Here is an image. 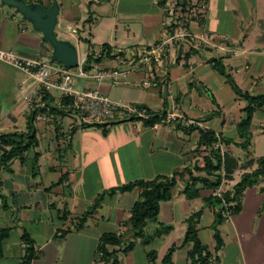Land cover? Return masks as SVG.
Instances as JSON below:
<instances>
[{"label":"crops","instance_id":"1","mask_svg":"<svg viewBox=\"0 0 264 264\" xmlns=\"http://www.w3.org/2000/svg\"><path fill=\"white\" fill-rule=\"evenodd\" d=\"M26 1H37L45 7L52 2ZM58 2V20L64 14L74 24L67 27L70 38H63L76 47L81 40L87 43L84 54L78 55V64L92 73L116 69L113 52L129 51L164 36V8L156 0H106L111 7L99 19L92 7H104L102 0ZM207 2L206 18L192 21V31L205 30L216 42L224 41L237 49V54L220 52L219 61L243 91L264 94V0ZM104 45L106 50L110 48L111 56L104 53ZM0 49L48 62L52 52L39 31L2 3ZM210 50L203 53L182 45L175 51L176 64L171 63L170 56L164 58L148 85L141 72L121 76L116 84L110 76L100 81L76 78L75 82L78 87H97L115 100L146 105L156 112L164 111L171 98L184 116L195 122L192 126L179 120L161 123L141 119L119 120L106 126L81 124L79 115L67 108L57 89L46 90L45 102L51 109L42 110L31 76L0 59V134L27 132L31 123L36 137L22 161L15 157L0 168V228L9 229L0 264H20L23 232L28 233L36 249L31 264H107L95 259L99 237L106 232L123 237L122 246L116 248L119 264H162L167 249L174 244L173 264H188L191 243L180 244L187 217L200 209L197 237L215 251L216 207L204 202L214 194V187L204 181L190 186L191 176L215 180L202 168L207 151L199 143L200 131L219 136L224 152L239 162L228 179L232 190L243 174L258 167L256 159L264 157L257 146L258 138L264 136V105L253 114L249 144H245L238 123L246 117L248 101L235 92L225 74L210 64ZM88 53L93 55L91 61L87 60ZM50 63L62 64L58 59ZM163 80H167L169 92L163 90ZM183 170L190 174L185 172L177 179L171 196L160 201L157 219L145 226L146 236L159 226H170V231L149 244L135 239L130 215L141 189H111ZM263 187L264 176L245 187L241 210L217 225L223 244L215 251L216 264H264ZM130 240H135V245L124 253L122 249ZM149 251L156 253L154 261L149 260Z\"/></svg>","mask_w":264,"mask_h":264},{"label":"built area","instance_id":"2","mask_svg":"<svg viewBox=\"0 0 264 264\" xmlns=\"http://www.w3.org/2000/svg\"><path fill=\"white\" fill-rule=\"evenodd\" d=\"M156 1L161 2L164 8L165 17L162 27L164 36L153 43L138 45L129 51L117 50L113 52L112 55L118 63V67L112 71L100 69L92 73L79 64L75 67L67 68L63 64L53 65L48 61L19 56L13 52L1 49L0 59L31 76L36 83V95L39 96L42 89L53 88L59 90L62 95L70 97L71 100L65 105L72 112L79 115L81 124L106 123L126 119H157L161 123H173L179 120L185 125H193L195 122L184 116L171 98L167 99L168 102L164 111L156 112L146 105L115 100L109 95L102 93L97 87H90L89 85L78 87L75 85L76 78H93L96 81H100L105 76H110L113 79V84H116L121 76L136 72L143 73V81L148 85L155 78L154 72L164 58L170 56L171 63L176 64L177 53L175 51H178V48L182 45L197 48L203 53L207 52L208 49H212L207 57L211 65H214L219 59L220 52L225 51L237 54V49L229 47L224 41L216 42L214 37L207 31L203 30L199 33L192 31V21H202L207 16V0ZM106 51L104 49V53ZM161 85L165 92H169L167 80H163ZM46 105L45 101L40 102L41 108ZM217 138L212 148L218 149L223 156V141L219 136ZM205 149L207 154L211 147H205ZM228 190H231L228 187V178L224 169H222L214 194L222 199L223 205L226 207L222 213L226 218L231 215L227 209L229 204L223 197ZM216 263L217 253L212 251L209 264Z\"/></svg>","mask_w":264,"mask_h":264},{"label":"trees","instance_id":"3","mask_svg":"<svg viewBox=\"0 0 264 264\" xmlns=\"http://www.w3.org/2000/svg\"><path fill=\"white\" fill-rule=\"evenodd\" d=\"M104 49L106 46H103ZM106 56H111L110 48L107 47ZM93 59V55H87V60L91 61ZM100 57L95 58V60H99ZM214 67L219 70L221 73L227 76V79L232 84L235 92L245 97L248 101L247 106L245 107L246 117L243 118L238 123V131L239 134L244 137L245 144H249V138L251 135L250 132V124L252 121L253 114L257 108H260L264 105V94L259 95H251L247 91H243L234 81L232 76L226 71L225 66L221 63L219 59L214 63ZM46 89H42L40 91V101H46L48 94L44 95ZM62 100L64 103L69 102L71 99L68 96L62 95ZM48 107V109H46ZM42 110H50L48 104L45 107L41 108ZM154 122L157 119H150ZM110 122L101 123H88L87 125H102L106 126ZM86 125V124H84ZM192 126V125H189ZM104 131H106L104 127ZM217 135L215 133L208 130L200 131V145H204L205 147H211L210 151L203 156L202 160V168L206 171L207 174H212L215 176V180L210 182L208 179L204 177H194L191 176L190 186L194 187L196 182L204 181L209 183L214 189L217 187L220 177L221 171L224 169L225 175L228 179L232 178V174L235 169L239 167V162L229 153L224 152L223 156L220 154L218 149L212 148L213 143L217 140ZM222 140V139H221ZM36 142L35 133L33 131L32 124L29 123L27 132L18 133V132H10L5 134H0V168L2 166H6L7 162L15 157H19L22 161L24 159V153L27 151L29 147L34 145ZM258 167L249 173L243 174L241 180L234 185L232 190H228L224 195L225 201L229 204L227 205L228 212L230 214L238 213L241 210V199L243 190L245 187L256 182V178L264 176V157L260 156L256 159ZM252 162V161H250ZM249 162V164H250ZM185 172L190 174L189 171H176L171 176L166 175H158L152 179H138L126 184H123L118 187H113L111 191H115L116 189L126 191L131 190L134 187H140V198L136 200L131 208L130 215V223H131V231L133 232V237L141 238L144 244H149L154 238L160 237L163 234H166L170 231V226H159L155 229V231L146 236L145 235V226L149 221L157 219L160 209V201L166 200L171 196L172 187L176 184L177 179L181 178ZM264 190V187H263ZM197 192V191H195ZM206 205H213L216 207L215 210V221H214V238H215V251H218L222 244L223 240L217 230V225L226 219V216L222 213L225 210V206L223 205L222 199L217 195L213 194L205 198L204 200ZM202 213V209L192 213L187 217L186 223V231L183 237V240L180 245H186L191 243V248L188 250V264H209V258L211 256V250L208 249V246L202 244L197 237V229L196 225L198 219L200 218ZM9 236L8 228H0V257L4 255V242L7 240ZM21 241L24 243V253L21 257L20 264H31L32 260L36 256V249L33 245V241L27 232H23L21 235ZM123 244V237L120 234H116L113 232H106L100 235L99 241L96 248V256L95 259L98 261H102L107 264H119V255L118 250L120 246ZM135 245V240H130L128 244L122 249L124 253L131 250ZM177 245H171L163 259L162 264H173L172 262V253L175 250ZM117 248V249H116ZM148 258L151 261L156 259V253L154 251H149Z\"/></svg>","mask_w":264,"mask_h":264},{"label":"water","instance_id":"4","mask_svg":"<svg viewBox=\"0 0 264 264\" xmlns=\"http://www.w3.org/2000/svg\"><path fill=\"white\" fill-rule=\"evenodd\" d=\"M0 3L13 9L32 28L39 31L52 48L49 61L58 59L64 67L71 68L78 65V51L76 44L67 38H59L55 31L59 24L58 14L60 5L58 0H52L51 5L45 7L37 1L0 0Z\"/></svg>","mask_w":264,"mask_h":264},{"label":"rangeland","instance_id":"5","mask_svg":"<svg viewBox=\"0 0 264 264\" xmlns=\"http://www.w3.org/2000/svg\"><path fill=\"white\" fill-rule=\"evenodd\" d=\"M102 2H105V5L104 7L100 8L98 6H94L92 7V9L94 11H96L95 15L94 16H97L98 19L103 16L102 12L103 11H108V9L111 7L107 2L106 0H102ZM103 8H106L105 10H101ZM70 19H67V17H65L64 14H61L60 15V23H59V26L56 27V33H57V36L59 38H63V37H68L70 38V34L68 33L67 31V27L69 26V24H72L74 25L73 23H71V21H69ZM75 28V26H73ZM77 48H78V55L79 57H81L84 52L86 51V48H87V43L84 41V40H81L79 42H77ZM22 71V70H21ZM23 72V71H22ZM79 85V84H78ZM258 152H262L264 154V136H262V138H258Z\"/></svg>","mask_w":264,"mask_h":264}]
</instances>
